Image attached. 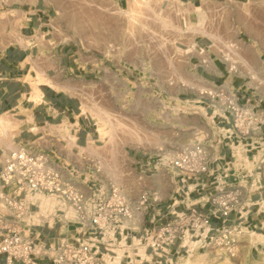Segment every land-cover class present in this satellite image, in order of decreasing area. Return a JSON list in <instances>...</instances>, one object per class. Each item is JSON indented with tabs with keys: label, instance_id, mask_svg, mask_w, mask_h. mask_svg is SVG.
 <instances>
[{
	"label": "built area",
	"instance_id": "obj_1",
	"mask_svg": "<svg viewBox=\"0 0 264 264\" xmlns=\"http://www.w3.org/2000/svg\"><path fill=\"white\" fill-rule=\"evenodd\" d=\"M221 45V57L235 71L236 62L227 56L234 53L225 56ZM200 94L212 120L225 124L216 136L157 160L126 154L117 174L111 158L88 150L79 154L88 143L78 144L74 123L70 137L54 130L48 149L42 133L39 140L8 150L0 160V264H38L42 258L51 264H186L179 259L209 248L235 256L237 234L241 225L248 227L254 205L250 189L262 184L250 173L245 187L246 174L229 160L223 167L213 152L221 144L231 151L241 144L245 153L257 154L264 142V110L249 98L241 102L223 84L204 87ZM160 172L162 187L148 188L147 178ZM192 193L206 196L207 211L185 200Z\"/></svg>",
	"mask_w": 264,
	"mask_h": 264
},
{
	"label": "rangeland",
	"instance_id": "obj_2",
	"mask_svg": "<svg viewBox=\"0 0 264 264\" xmlns=\"http://www.w3.org/2000/svg\"><path fill=\"white\" fill-rule=\"evenodd\" d=\"M56 1V13L51 20L55 39L49 42L65 43L77 49L81 60L89 61L88 64L91 63L99 70L89 71V65L86 63L85 72L79 77L70 71L56 72L64 74L63 90L79 97V110L82 116L90 118L95 129L96 141H89L84 149L79 150V154L82 150H88V154L96 157L111 158V167L116 168L118 172L122 169L121 160L124 154L135 155L136 159L142 161H146L149 156L157 160L161 156L176 154L194 140L205 141L206 138L218 134L219 124H216L215 119L212 120L210 112L205 111L207 101L200 94V91L210 84L198 76L195 77V73L191 75V70L186 71L185 64L179 59L183 53L179 48L180 43L188 44L189 55L197 54L191 51V43L197 34H208L215 43H220L221 38L216 30L217 19L206 18L198 23L186 20V25L181 26V17L185 11L172 0ZM129 8L132 11H129ZM244 10L248 11L247 8ZM130 13L137 15L138 19L130 20ZM243 22L242 29L246 30L241 31L244 33L241 34L243 41L249 37L247 32H250V37L264 38L260 20L244 19ZM38 38L42 39L41 36ZM224 46L225 56L228 51L234 53L227 55L231 61L236 62L235 71L231 72L243 74L246 68L240 51L235 49V44L229 40L224 42ZM227 63L230 68L229 61ZM249 73L252 82L247 83L255 89L248 90L241 102L250 96L251 103H254L255 98L262 106L264 70L261 73ZM40 79L39 81H44ZM227 84L228 82L225 83ZM95 106L108 113L109 122L103 124L99 121L93 111ZM8 118L11 125L7 135L0 139V160L8 152L7 144L11 143L13 148L17 145L14 137L20 129V121L11 116ZM69 126V123H63L61 127L51 126V130H58L62 137L69 136ZM101 128L107 133L101 135ZM41 130L44 131V128ZM111 131L114 133L112 138ZM67 145H71L69 140ZM263 150L264 144L253 157L252 154L256 152L245 153L244 146L240 144L232 147L231 157L236 171L242 170V174H246L245 182H242L245 187H249L250 173L254 181L259 180L262 184L260 190L254 192V186L250 189V201L258 200L262 208L264 156L263 161L257 159ZM162 178L160 172L147 178L145 183L148 188H152L157 186L155 181L158 179L163 183ZM3 207L4 203L0 200V209ZM60 230L63 231L62 228ZM252 233L263 235L264 229L255 231L249 227L248 230L244 228L242 233L237 234L239 245L233 257L225 255L221 250L209 248L206 251H193L189 257L179 259V262L264 264V252L261 247L256 255L254 247L247 243V238Z\"/></svg>",
	"mask_w": 264,
	"mask_h": 264
},
{
	"label": "crops",
	"instance_id": "obj_3",
	"mask_svg": "<svg viewBox=\"0 0 264 264\" xmlns=\"http://www.w3.org/2000/svg\"><path fill=\"white\" fill-rule=\"evenodd\" d=\"M172 1L178 3L185 11L181 17V26L186 25V20L198 23L206 18L217 19L216 30L218 37L221 38L220 43H215L207 36L208 34L195 35L191 51L197 54L190 55L188 44L180 43L179 48L183 53L179 59L185 64L186 71L191 70L189 71L191 75L195 73V77L206 80L210 85H225L228 82L225 86L230 85L239 100L245 98L248 90L255 89L247 83L252 82L249 72L261 73L264 70V38L250 37V32H247L249 37L243 41L241 36L244 34L241 32L244 31L243 20H260L264 34V0ZM56 8V0H0V116H11L20 121V129L14 137L16 144L35 142L43 133L46 134L43 146L48 149L47 146L54 141L51 126L63 123H74L78 126V144L96 141L95 129L90 118L82 116L79 110L81 105L79 97L63 90L64 74L56 73L57 70L60 73L70 71L79 77L85 72L84 65L89 62L80 59L77 49L65 43L49 42L55 39L51 20L54 18ZM246 8L247 12L244 10ZM36 36H41L42 39L37 41ZM227 40L235 44V49L240 51L241 59H245L243 61L247 63L243 64L246 71L241 75L232 73L221 57L219 51L222 48L221 42L224 44ZM26 41L29 43L26 44ZM88 65L89 71H99L91 63ZM40 78L49 79L51 83L39 81ZM247 98L251 101L250 96ZM253 99L252 104L264 110V105L261 106L255 98ZM205 111L210 112L208 104ZM218 124L219 127L225 125L219 122ZM41 128H44V131ZM262 144L264 142L261 143V147ZM214 148L216 151L213 152V156L219 158L222 166L227 160L234 165V161L231 160L232 151L227 146L221 144ZM222 172L223 169H220L219 173ZM205 179L208 181L211 177L205 176ZM185 200L197 203L196 207L202 212L207 211L206 196L198 197L196 193H192ZM212 222L218 223L216 219H212ZM247 222L248 227L241 225L242 230L244 228L248 230L249 227L255 231L264 229V208L258 200L254 201ZM55 229L51 230V233ZM251 247H254L256 255L259 253V247L264 252V242ZM1 260L0 254V263ZM38 264L51 263L47 258H42Z\"/></svg>",
	"mask_w": 264,
	"mask_h": 264
},
{
	"label": "bare ground",
	"instance_id": "obj_4",
	"mask_svg": "<svg viewBox=\"0 0 264 264\" xmlns=\"http://www.w3.org/2000/svg\"><path fill=\"white\" fill-rule=\"evenodd\" d=\"M143 1V0H142ZM145 1V0H144ZM138 2V1H137ZM90 4V3H89ZM94 5H97V4H94ZM94 5H92L93 7H94ZM129 11H132L131 10V8H129ZM130 15H132L131 17H130V20H131V18H132V20H134V19H138L137 18V15H134L133 13L131 14L130 13ZM169 20V19H168ZM171 21V20H170ZM136 23V22H135ZM197 28V27H196ZM195 28V29H196ZM195 29H193L194 31H196ZM199 29V28H198ZM197 29V30H198ZM39 37V36H38ZM37 37V41H40L41 39H39ZM27 42V41H26ZM25 42V43H26ZM28 43V42H27ZM243 60H245V59H243ZM42 80H44V81H47V82H49V83H51V81L49 80V79H44V78H41ZM40 79V80H41ZM93 111H95L94 113L98 116V118H99V121L100 122H102L103 124L105 123V122H109L110 121V119H109V115H108V113L105 111V110H103L102 108H100V107H97V106H95V108H93ZM10 125H11V121H10V119L7 117V116H0V139H2L3 138V136H6L7 135V133H8V130H9V127H10ZM112 128V127H111ZM100 132H101V135H103V134H106L107 133V131L105 132L104 131V129L102 130V128L100 129ZM113 132L111 131V135H110V138H112L113 137ZM137 142H139V141H137ZM6 148L8 149V150H10V149H12L13 148V145L11 144V143H9V144H7L6 145ZM260 151V150H259ZM258 151V152H259ZM262 154V153H261ZM256 155V154H255ZM124 156H125V154H124ZM261 158V155H260V157H259V159ZM111 169L112 170H114L113 172H115V174H117V170H116V168H112L111 167ZM156 182V184L157 185H159L160 187H162V180L161 179H158V180H156L155 181ZM264 242V235H262V234H254V233H252V234H250V236L247 238V243H249L250 245H253V244H257V243H263ZM217 250H219V249H217Z\"/></svg>",
	"mask_w": 264,
	"mask_h": 264
}]
</instances>
